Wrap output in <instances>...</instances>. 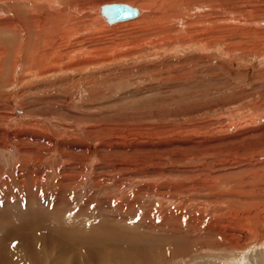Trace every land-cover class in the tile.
<instances>
[{
	"label": "rangeland",
	"instance_id": "rangeland-1",
	"mask_svg": "<svg viewBox=\"0 0 264 264\" xmlns=\"http://www.w3.org/2000/svg\"><path fill=\"white\" fill-rule=\"evenodd\" d=\"M114 2L142 14L94 26ZM263 20L264 0H0V193L118 219L103 264H264Z\"/></svg>",
	"mask_w": 264,
	"mask_h": 264
},
{
	"label": "bare ground",
	"instance_id": "bare-ground-1",
	"mask_svg": "<svg viewBox=\"0 0 264 264\" xmlns=\"http://www.w3.org/2000/svg\"><path fill=\"white\" fill-rule=\"evenodd\" d=\"M212 2L213 0H209V4ZM101 6L96 8L99 17L96 18V23H93L97 28H103L109 24L101 12ZM137 8L140 11L137 16L139 17L143 10ZM148 16L149 14L145 15V17ZM206 16L209 18L208 25L210 26L205 27L206 31L202 27L195 28L194 34H213L211 15L206 14ZM261 22L264 24V20ZM188 25L193 27L194 25L199 26L200 23L197 19L192 20ZM194 34L188 31L191 37H195ZM163 36L167 38L165 34ZM168 46V43L165 44V47L169 48ZM13 196L9 192L0 193V264H103L104 261H108L106 260L108 255L121 254L123 250L120 249L125 246L124 241L132 239L129 233L134 232L111 216H105V218H102V215L95 216L96 219L90 221L91 218L87 219L89 215L82 210H79L77 214H70L69 204L64 207L58 200L55 202L38 200L35 204L32 200L22 202L18 198L20 197L19 192L15 193L17 199H12ZM63 208L66 210L62 211ZM135 233L137 236H142V234ZM74 243L78 247L70 245ZM134 243L127 247L136 249L137 245ZM23 258L26 261H23Z\"/></svg>",
	"mask_w": 264,
	"mask_h": 264
},
{
	"label": "water",
	"instance_id": "water-1",
	"mask_svg": "<svg viewBox=\"0 0 264 264\" xmlns=\"http://www.w3.org/2000/svg\"><path fill=\"white\" fill-rule=\"evenodd\" d=\"M101 12L109 24L136 18L140 11L127 3H106L101 6Z\"/></svg>",
	"mask_w": 264,
	"mask_h": 264
}]
</instances>
